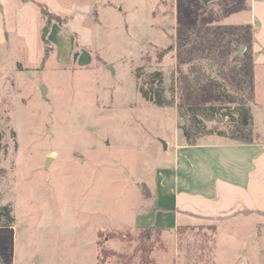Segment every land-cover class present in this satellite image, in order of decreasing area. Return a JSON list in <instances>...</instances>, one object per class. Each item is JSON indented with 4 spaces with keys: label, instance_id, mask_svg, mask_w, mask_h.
<instances>
[{
    "label": "rangeland",
    "instance_id": "obj_1",
    "mask_svg": "<svg viewBox=\"0 0 264 264\" xmlns=\"http://www.w3.org/2000/svg\"><path fill=\"white\" fill-rule=\"evenodd\" d=\"M32 1L64 25L41 15L44 63V43L29 59L15 41L3 49L0 213L9 207L14 222L0 226V264H248L239 261L254 237L230 218L145 230L175 224L172 214L150 222L155 190L173 204L162 170L186 143L178 107L196 109L199 138L237 134L229 95L246 99L252 84L240 2L49 0L55 11ZM158 72L169 105L143 98Z\"/></svg>",
    "mask_w": 264,
    "mask_h": 264
},
{
    "label": "crops",
    "instance_id": "obj_2",
    "mask_svg": "<svg viewBox=\"0 0 264 264\" xmlns=\"http://www.w3.org/2000/svg\"><path fill=\"white\" fill-rule=\"evenodd\" d=\"M39 1L52 5L49 0ZM238 1L242 13L246 12L248 23L236 25L250 26L252 30V45L248 49L252 56L251 94L244 96L255 118L257 107L264 115L259 106L264 96V0ZM49 7L58 10V6ZM41 19L33 1L0 0V65L5 54L3 49L11 41H15L18 50L20 47L25 50L28 59L32 48L42 50ZM39 55L37 53L35 57ZM255 134L253 143L208 136L198 139L194 146L177 145L174 162L162 170L173 204L163 205L159 191L155 190L157 203L150 223L154 222L155 215L165 214L174 215L175 224L154 225L182 228L196 225L203 218L207 221L230 218L238 229L250 232L254 237L242 251L239 262L263 263L264 125H256ZM248 237L242 236L237 243L243 244Z\"/></svg>",
    "mask_w": 264,
    "mask_h": 264
},
{
    "label": "trees",
    "instance_id": "obj_3",
    "mask_svg": "<svg viewBox=\"0 0 264 264\" xmlns=\"http://www.w3.org/2000/svg\"><path fill=\"white\" fill-rule=\"evenodd\" d=\"M26 1H32V0H26ZM40 8H41V15L43 17H47L49 23L52 21V19H55L58 21L60 25H64L63 22L60 20V18L53 15V13H50L47 8L42 7V5H40ZM44 44L46 48H45V53L43 56V63L46 62V60L49 58L50 52H51L50 47H48V44H49L48 39L44 40ZM153 77L159 80V83H158L159 86L156 88L153 86L151 87L150 92L151 91L154 92V96H150L149 91L145 92L141 90L143 98H145L148 101L154 102L157 106H163V104L166 103V99L164 95V89L162 87V74L158 72V73H155ZM229 96L231 98L237 99L240 104L239 105V115H238V119L236 123L238 131H237V134H234L231 137L226 136L223 133H219L218 135L229 138L231 140L240 141L243 143H253L254 134H253L252 127L254 126V115L252 112V108L248 105L245 98L238 97L236 95H229ZM178 114L180 118L185 119L186 121L184 126H179V129L181 130L182 135L185 138L187 145L194 146L197 143V140L200 139L197 133L195 132L196 127L198 126V124H200V119L197 116V111L194 107L180 105L178 107ZM3 217H6L5 223H1ZM13 222H14L13 217L11 216L9 207H5L3 211L0 213V226L10 227V226H13ZM145 230L146 231L148 230L149 232L150 230L160 232L163 229L153 225L150 228H145ZM147 239L150 240L151 236L149 235Z\"/></svg>",
    "mask_w": 264,
    "mask_h": 264
},
{
    "label": "water",
    "instance_id": "obj_4",
    "mask_svg": "<svg viewBox=\"0 0 264 264\" xmlns=\"http://www.w3.org/2000/svg\"><path fill=\"white\" fill-rule=\"evenodd\" d=\"M43 33H44V40L47 38V35L49 33V28L48 27H45L44 30H43ZM41 91H42V94L45 95L46 91H47V88L45 85H42L41 86ZM166 104H170V101H166ZM165 148H166V145H165Z\"/></svg>",
    "mask_w": 264,
    "mask_h": 264
}]
</instances>
